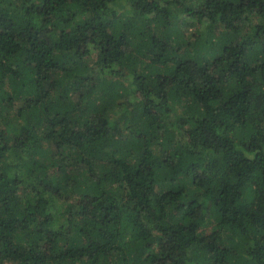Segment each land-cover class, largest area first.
<instances>
[{
    "label": "trees",
    "instance_id": "trees-1",
    "mask_svg": "<svg viewBox=\"0 0 264 264\" xmlns=\"http://www.w3.org/2000/svg\"><path fill=\"white\" fill-rule=\"evenodd\" d=\"M0 264H264V0H0Z\"/></svg>",
    "mask_w": 264,
    "mask_h": 264
}]
</instances>
